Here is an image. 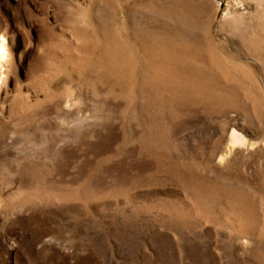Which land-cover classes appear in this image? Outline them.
<instances>
[{"label": "rangeland", "instance_id": "1", "mask_svg": "<svg viewBox=\"0 0 264 264\" xmlns=\"http://www.w3.org/2000/svg\"><path fill=\"white\" fill-rule=\"evenodd\" d=\"M0 37V264H264V0H0Z\"/></svg>", "mask_w": 264, "mask_h": 264}, {"label": "bare ground", "instance_id": "2", "mask_svg": "<svg viewBox=\"0 0 264 264\" xmlns=\"http://www.w3.org/2000/svg\"><path fill=\"white\" fill-rule=\"evenodd\" d=\"M9 64V54L6 46V40L4 37H0V68L1 72ZM229 142L233 145L236 142H243V137L239 135L234 129L231 130L229 134Z\"/></svg>", "mask_w": 264, "mask_h": 264}]
</instances>
